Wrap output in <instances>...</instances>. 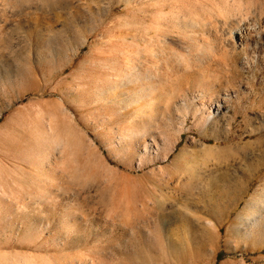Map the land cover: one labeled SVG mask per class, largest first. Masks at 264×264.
Instances as JSON below:
<instances>
[{
    "label": "rangeland",
    "instance_id": "obj_1",
    "mask_svg": "<svg viewBox=\"0 0 264 264\" xmlns=\"http://www.w3.org/2000/svg\"><path fill=\"white\" fill-rule=\"evenodd\" d=\"M254 31L264 0H0V264H264Z\"/></svg>",
    "mask_w": 264,
    "mask_h": 264
},
{
    "label": "bare ground",
    "instance_id": "obj_2",
    "mask_svg": "<svg viewBox=\"0 0 264 264\" xmlns=\"http://www.w3.org/2000/svg\"><path fill=\"white\" fill-rule=\"evenodd\" d=\"M240 27V26H239ZM238 27V28H239ZM246 27V26H245ZM241 29V28H240ZM239 29V32H238V37L237 38H239V40H241V39H243L244 37H245V35H247V32L245 31V30H240ZM254 29V28H253ZM250 31V30H249ZM236 32V31H235ZM251 32V31H250ZM255 32V34L253 35V34H248V36L250 35V38H251V40H252V43L251 44H246V49L248 50L249 49V52H251V56L253 57V59L255 58V55L258 53V52H262L263 53V55H264V34H262V33H259V32H257V31H254ZM262 32V31H261ZM252 33V32H251ZM250 38H249V40H250ZM244 40H245V38H244ZM247 41V40H246ZM240 42H242V40L240 41ZM233 43V42H232ZM245 43V42H244ZM209 48V47H208ZM203 56V55H202ZM207 56H209V55H207ZM213 57V56H212ZM205 58V57H204ZM206 59V58H205ZM204 59V60H205ZM202 63V62H201ZM247 64H248V62H247ZM186 68V67H185ZM188 68V67H187ZM125 76H126V74H125ZM132 76H134L135 78V80H133V82L134 83H141V81H143L142 80V77L140 76V74L139 73H137V71H134V73H132ZM128 79H130V77H131V75L130 74H127V76H126ZM125 81V80H124ZM130 82V81H129ZM145 87V86H144ZM150 92V91H149ZM151 93V92H150ZM138 105V104H137ZM137 105H135V106H137ZM154 105V104H153Z\"/></svg>",
    "mask_w": 264,
    "mask_h": 264
}]
</instances>
